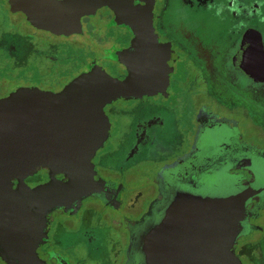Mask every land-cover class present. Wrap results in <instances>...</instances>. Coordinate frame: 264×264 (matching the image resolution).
<instances>
[{
	"label": "flooded vegetation",
	"instance_id": "af4514ba",
	"mask_svg": "<svg viewBox=\"0 0 264 264\" xmlns=\"http://www.w3.org/2000/svg\"><path fill=\"white\" fill-rule=\"evenodd\" d=\"M6 2L9 16L21 18L30 33L9 26L5 32L25 38L40 59L21 70L28 78L35 72L52 77L43 88L39 80L12 74L6 77L15 80L11 88L59 92L95 65L115 78L127 76L117 55L130 48L133 34L112 24L111 9L83 17V33L67 37L34 27ZM154 14L155 33L176 55L169 84L155 95L106 106L110 133L93 160L103 186L74 210H58L74 222L60 225L49 215L37 253L46 264H138L145 235L178 191L226 196L253 188L261 192L247 204L251 215L234 250L242 264H257L251 257L264 264V0H157ZM5 38L0 53L12 44ZM247 41L263 45L241 57ZM223 127L234 136L204 150L202 137ZM150 142L173 147L151 163L142 157ZM35 177L26 183L48 180Z\"/></svg>",
	"mask_w": 264,
	"mask_h": 264
},
{
	"label": "water",
	"instance_id": "95a60500",
	"mask_svg": "<svg viewBox=\"0 0 264 264\" xmlns=\"http://www.w3.org/2000/svg\"><path fill=\"white\" fill-rule=\"evenodd\" d=\"M156 1L9 0L34 27L67 37L83 33V17L109 8L112 24L127 27L133 39L117 55L128 71L124 79L95 65L59 92L23 87L0 98V256L7 264H46L37 250L49 215L74 210L103 186L93 160L110 133L106 106L168 86L176 55L155 33ZM42 169L48 180L28 185ZM260 192L178 191L145 235L138 264H242L234 246L251 215L247 204Z\"/></svg>",
	"mask_w": 264,
	"mask_h": 264
},
{
	"label": "rangeland",
	"instance_id": "374dc122",
	"mask_svg": "<svg viewBox=\"0 0 264 264\" xmlns=\"http://www.w3.org/2000/svg\"><path fill=\"white\" fill-rule=\"evenodd\" d=\"M8 11L9 8L6 0H0V38L4 34L5 36H7V38H5L6 41L12 43L7 46V49L4 48L2 50L3 53H0V96L5 95L7 93L10 94L15 90H18L19 87L24 86V85H19L20 84L19 81L18 88L15 87L11 88L15 80L14 78L11 80V79H7L6 77L12 74L18 76L20 79H23L22 80L23 82H26L27 79H32V81L39 80V82H41L40 86L46 88L47 84H49L51 82L50 80H52L51 76H46L45 78L40 76L38 77L35 76L36 74L35 72L34 74H32L31 78L30 77L28 78V76L24 73L25 70H21V68L27 65H31V61L37 62L40 59L37 58L36 56H33L34 54L32 53L33 51L32 47L31 45L27 44L28 42L27 40H24L25 38L23 39V37L19 35L11 36L10 33L5 32L6 27L9 26L11 29L20 31L27 35H29L30 33V31L26 27H24L25 25L22 24V19L16 17L15 18L10 17ZM6 17H8L9 20L6 19ZM0 42H4V40L2 39L0 40ZM257 42L254 43L253 41L244 42L242 45V49H240L241 57H245L247 55V52L251 48H254L256 46L255 43ZM258 44L261 47L263 45L262 42H258ZM239 55H238V59L240 57ZM35 63L32 65L34 67H37L38 64ZM229 97H231V100L235 102L234 101V99L236 98L235 96L231 95ZM226 102L231 103L229 100ZM233 136L234 133H232L231 130L223 127L215 132L207 133L204 137H202L204 140L202 141L201 145H203L204 150H207L209 148L208 145L213 143H214L213 145H222L223 142H226ZM171 146L173 147V144L167 142H162V143L150 142L144 148V153L142 154V157L149 162L158 160L163 156V154L167 155L169 153L167 150L171 149L172 148ZM103 151L105 150H101L99 154L102 153ZM46 179H47V171L42 169L36 174V177L31 180H33V182H44ZM51 218L60 220V225L62 222L69 224L72 223L73 221V219H68V218L62 219L63 217L58 215V211H54L51 214ZM62 233H63V229L59 228V234L62 235ZM106 247L108 249V243L106 244ZM106 247L104 249L105 255L107 254V252L105 251ZM262 254H263L262 257L264 258V249ZM251 259L258 264L260 257L259 258L251 257ZM1 262L4 264L3 260Z\"/></svg>",
	"mask_w": 264,
	"mask_h": 264
},
{
	"label": "crops",
	"instance_id": "0c3cea01",
	"mask_svg": "<svg viewBox=\"0 0 264 264\" xmlns=\"http://www.w3.org/2000/svg\"><path fill=\"white\" fill-rule=\"evenodd\" d=\"M192 12H194V11H192Z\"/></svg>",
	"mask_w": 264,
	"mask_h": 264
}]
</instances>
